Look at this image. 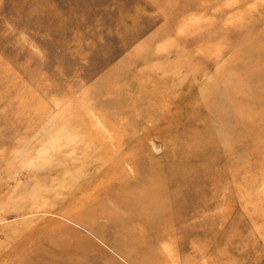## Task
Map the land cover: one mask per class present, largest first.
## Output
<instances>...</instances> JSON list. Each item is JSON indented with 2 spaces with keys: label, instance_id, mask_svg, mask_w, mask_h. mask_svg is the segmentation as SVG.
Listing matches in <instances>:
<instances>
[{
  "label": "rangeland",
  "instance_id": "1",
  "mask_svg": "<svg viewBox=\"0 0 264 264\" xmlns=\"http://www.w3.org/2000/svg\"><path fill=\"white\" fill-rule=\"evenodd\" d=\"M22 1L0 0V264L28 263L41 249L52 254L40 257L41 264L54 263V257L71 264H103L107 258L130 264L99 230L109 225V216L119 217L126 228L124 236L130 229L144 239L140 245L151 250L154 264H264V166L259 167L254 152L241 153L247 160L239 165V181L247 183V195L235 185L229 191L233 179L227 178V183L220 173L214 174L223 164H194L193 192L187 195L203 197L209 207H189L192 216L167 228L154 230L113 197L123 173L141 186L147 167L178 161L173 151L185 142L182 134L216 124L203 119L208 113L206 94L211 92L201 90L214 74L213 66L202 64L203 76L184 63L176 66L181 59H197L202 53L195 46L190 51L171 47L181 25L199 18L213 21L219 10L228 25L246 9L259 8L255 0H200L183 18L169 0H101L91 6L92 0H47L52 15L40 24L18 20L13 10ZM42 1L32 0L28 8L35 13V3ZM259 2L264 8V0ZM226 5L232 8L225 9ZM204 6L210 7L207 15L201 11ZM122 7L127 16L119 19ZM117 66V74L108 78ZM234 68L232 77L242 78ZM123 70L127 77L144 73L135 88L146 82L144 95L139 91L138 95L145 101L153 97L155 106L143 107V114L151 118L140 117L134 107L119 102V95L127 93L115 90ZM209 139L192 148L197 155L209 149L221 154L223 149L213 147ZM109 150L108 162L93 158ZM176 195L180 196L177 191ZM82 210L99 214L100 226L85 218ZM60 225L95 247L64 254L70 245L56 251L38 241L47 230H53L47 233L48 240L56 241L51 234Z\"/></svg>",
  "mask_w": 264,
  "mask_h": 264
},
{
  "label": "bare ground",
  "instance_id": "2",
  "mask_svg": "<svg viewBox=\"0 0 264 264\" xmlns=\"http://www.w3.org/2000/svg\"><path fill=\"white\" fill-rule=\"evenodd\" d=\"M31 1L23 0L19 3V7L13 10L21 23L40 24L42 21L51 18L49 16L52 15V12L49 11L50 6L47 5V0H43L41 3H35V9L37 10L35 13L28 8L31 5ZM99 1L101 0H96V2L92 0L89 2V5H96ZM199 1L169 0V4H171V8L177 6L183 18L184 13L188 12L193 5H197ZM255 4L259 8L246 9L245 13L236 17L232 23L230 22L228 24L229 26L224 23L226 15L223 14L222 10L216 12L217 18L213 21L199 18L195 23H184L179 29L178 36L172 42L171 47L174 49L181 47L183 50L188 49L190 51L194 48H200L202 52L197 59L191 57L184 60L181 59L182 61L176 66L184 63L190 68L200 71L201 76H203L202 71L204 68L202 64L205 66L211 65L215 69L214 74L202 85L201 90L203 94L211 92V95L206 94L208 99L205 103V108L208 113L203 119L216 124L213 127H202L199 130L193 129L187 134H182L181 136L185 142L179 144L177 151H173L178 155V161H173V163L168 164L165 162L162 166L155 165L147 167V179L141 186H135L134 184H137V182L128 180L126 178L128 176L126 175L127 173H123V180L119 183L120 190L114 192V199L122 205L128 206L130 210L136 211L139 217L144 219L148 226L154 230L160 227L167 228L173 222L184 221L189 216H192L187 211L189 207L201 208L204 206V209L209 207L208 202L203 201V197L198 196L195 199L187 195V193L191 194L193 192L190 188V182L194 180L190 175L192 174V166H195L194 164L205 163L203 166L207 165V167H215L216 165L223 164L221 172L216 171L214 174L218 175L220 173L219 176H224L227 183H230L227 178H230L231 181L233 179V186L231 187L230 183L228 190L233 191L235 185L242 195H247L249 188L247 183L239 181L240 176L238 177L240 174L239 165L247 160L241 153H248L249 155L254 152L260 158L259 167L264 166V8L261 7L262 4L259 0H255ZM182 6L185 7L184 10ZM226 7L228 9L232 8L230 5H226L224 8L226 9ZM209 10L210 7L208 6L201 8L202 13L205 15H207ZM125 16L127 14L125 8L122 7V13L120 15L117 12V17L122 19ZM255 28L256 30H254ZM180 35H183V37H180ZM187 36L191 37V43L179 42V38L186 39ZM193 46L195 47L192 48ZM233 63H235V68L233 67ZM168 66L173 67V65ZM230 68H234L237 73L242 75V78L232 77L234 74H231ZM119 69L120 66H117L110 70L108 72V78H113ZM186 73L190 74V72ZM130 74L127 77L126 71L123 70L118 75L117 83H119V86L115 90L117 92H127L124 95H119V102L134 107V111L138 116H147L143 114V107L152 109L155 106L153 97L147 99V101L139 98V92L142 96L144 95L143 87L146 82L141 81L139 86L135 88L136 81L144 77V73L137 71ZM124 78L129 80L126 79L123 82L122 80ZM129 87L135 92H129ZM258 87H263V89H258ZM37 90L41 91L38 88ZM112 91L114 92L113 89ZM24 94L26 95L27 93ZM41 94L44 95V91ZM141 101H143V104H140ZM147 117L151 118L150 116ZM207 137H210L209 140L212 141V145L214 144L213 147L223 149L220 155L211 149L207 150V153L197 155L195 150L192 149L201 146L204 143L203 140ZM109 153L110 150L93 158L98 159L101 157L103 162H108ZM202 160L205 161L203 162ZM116 162L118 161H113V163ZM244 165L251 167L249 163H245ZM116 166L118 167L119 164ZM201 170L208 171L207 169ZM112 172L114 173L115 171ZM20 173L22 172H18V174ZM135 180L138 181L137 179ZM195 189L197 188L194 187ZM176 191L180 196L176 195L175 198L174 193ZM62 208L65 210L66 207L63 206ZM82 211H84L85 218H88L93 225L96 227L100 226L97 220L99 214L90 213L87 210ZM64 213L70 219L73 217L68 210ZM118 218L109 216V225L99 227L100 232L103 233L102 235H108L109 238H105L104 236L103 238L108 241L112 250L132 264H149V261L154 264L155 260L153 261L149 258V252L151 250H145L141 247L144 239H141L133 233L134 231H130V229L128 235L124 236L126 228ZM70 222L83 225V221L80 220ZM86 225L90 228H95L93 225L91 226L87 223ZM23 226L25 227V225ZM50 231L53 230L43 231V234L38 236V241L48 246L52 245V249L55 250L56 248V251L70 245L67 250H63L64 254L77 250L78 253H85L86 249L84 246L95 247L86 238L79 237L77 236L78 234L71 235L65 225H60L58 229H54V234H51V237L57 238L54 242H52L53 239L48 240L50 234L47 233ZM74 237L75 242L70 241ZM78 241L79 243H77ZM127 247H129L131 255L126 252L128 251ZM135 252L137 255H133ZM34 255L28 263L23 264H41L43 261L39 260L40 257L46 255L48 257L52 254L50 251L41 249V251H37ZM111 261L112 258H107L103 264H117ZM51 264L71 263L68 259L58 260L54 257V263Z\"/></svg>",
  "mask_w": 264,
  "mask_h": 264
}]
</instances>
